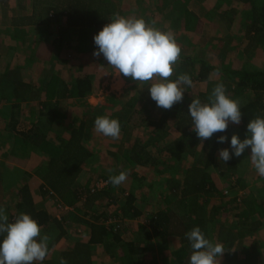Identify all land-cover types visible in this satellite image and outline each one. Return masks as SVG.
Returning <instances> with one entry per match:
<instances>
[{
	"label": "trees",
	"instance_id": "trees-1",
	"mask_svg": "<svg viewBox=\"0 0 264 264\" xmlns=\"http://www.w3.org/2000/svg\"><path fill=\"white\" fill-rule=\"evenodd\" d=\"M26 1L15 0L16 15L10 20L12 34L7 36L11 38V44L7 46L10 54L6 58L0 55V146H9L3 160L0 159V207L5 209L9 222H14L20 213L29 214L40 225L41 236L52 239L51 247L65 236V219L61 222L53 219L45 202L35 204L32 199L28 181L36 177L41 182L39 189L43 197L52 194L63 205L74 207L76 213L82 211L76 206L79 203L92 207L96 200L110 198V204L117 206L111 214L113 221L110 224L107 220L111 217L99 213L98 206L92 211V221L77 216L73 219L88 230V244L101 246L117 264H159L148 260L147 252L154 251L157 241L164 249L162 244L170 237L178 239L180 246L165 255L161 264H188L191 249L185 233L196 226L200 227L205 238L223 245L226 264L235 262L232 256L237 249H244L242 241L247 235L253 237L250 245L253 250L264 255V204L252 196H239L247 188V182L236 176L238 167L234 156L226 163L218 159L219 149L228 148L231 154L233 134L246 138L249 120L264 117V0H236L237 7L222 0L227 6H221L216 12L219 23L227 27L237 24L244 29L247 46L238 45L247 49L244 52L253 50L258 53L261 66L256 67L250 61L238 69L225 64L232 51L230 37L208 41L210 45L216 42L215 63L202 56L204 52L190 57L187 48H183L179 60L173 65V75L169 77L175 81L181 74L190 76L192 85H182L185 88L182 102L170 110L159 108L148 90L152 82L137 83L122 76L126 83H133L130 88L133 92L128 94L124 108L115 114L107 113L104 105L93 107L88 104L86 99L93 93L88 75L76 74L71 80H65L55 73H45L38 83H34L24 79L23 70L42 62L43 58L36 49L27 59L13 52L18 46L26 47V41L38 33L43 47L46 45L58 52L64 46L79 59L96 58L92 55L96 50L93 37L119 13V1L29 0L30 13ZM188 1L200 3L203 0H158L159 4L154 8L156 13L145 10L146 24L149 25L156 14L165 12L160 20L162 27L168 23L169 27L178 24L185 33H192L196 25L209 18L210 13L204 12L203 17H199L189 9ZM158 30L167 32L166 28ZM184 40L187 43L186 38ZM209 43L201 38L198 44L204 48ZM234 49L238 50V47ZM219 83H223L230 98L240 102L241 123L235 127L229 122L226 132L214 133L210 139L201 142L191 129L188 105L193 98L207 103ZM200 85L203 88L194 90ZM112 101L110 98L109 102ZM24 105H31L25 114L29 127L19 131ZM98 116L120 122L119 155L128 167L127 173L132 172L127 175L129 183L125 186L107 183L110 176L97 180L106 182L102 189L96 187L97 181L79 186L78 179L92 157L86 145L94 137V121ZM147 127L151 130L143 133L142 138L132 136L135 129ZM171 131L175 132L174 139H168ZM221 135L227 136L225 143H217ZM33 155L43 156L47 162L35 167L32 173L5 161L11 157L27 161ZM137 168L145 170L146 174L138 176L133 173ZM213 169L221 178L232 180L230 192L223 194L216 188ZM259 181L264 182V178L259 177ZM216 197L217 206L208 211L209 202ZM152 199H155L154 209L146 212ZM231 211H238L233 221L223 223L219 218ZM127 222H139L136 223L137 238L128 241L121 236ZM56 231H59L58 235ZM2 240L3 235H0V242ZM120 248H126L125 253L118 254ZM57 254V261L47 263L60 264L63 258L67 264H91L89 256L84 253L67 249ZM252 264H256V260Z\"/></svg>",
	"mask_w": 264,
	"mask_h": 264
},
{
	"label": "rangeland",
	"instance_id": "rangeland-1",
	"mask_svg": "<svg viewBox=\"0 0 264 264\" xmlns=\"http://www.w3.org/2000/svg\"><path fill=\"white\" fill-rule=\"evenodd\" d=\"M7 0H0V55L2 57L6 58L7 54H10L7 50L9 45L11 44V38L7 37L5 35L6 29L10 26V20L16 15V7L13 6V2L15 4V0L13 2ZM120 3L119 6V13L117 15L125 17V18H142L145 20V10L151 9L155 13V7L158 6L159 2L158 0H118ZM230 1V6L237 7L239 3L236 0H227V2ZM232 2V4H231ZM227 6L225 1L222 0H203L200 3L188 1L187 6L189 9L197 14L199 17H203V13L208 12L210 13L209 18H205L204 21L200 22V25H196L197 28H194V31H191L192 33H185L184 28L178 24H175L174 26L169 27V23L164 25H161L160 20L162 17V14H166L163 12L161 15L156 14L154 18H152L151 23L149 26L158 29V28H166L167 32H171L174 36L176 43L181 48H187L188 50V56L194 57L197 56V54L200 52H204L202 56H205V58L209 59L211 62H216V42L210 45L208 41L211 42L213 39L221 38L223 40L227 39V37L231 38V47L232 51L229 53L228 57L226 58L225 64L229 65L232 68H240L243 65L247 64L248 61H250L251 64H253L256 67L261 66V58L258 55V53L251 51H245L243 47L247 41H245V35H244V29L242 27L238 26L237 24L231 25L230 27L225 26L223 23H219L217 21L216 15L218 13V10L221 6ZM154 13V14H155ZM116 15V16H117ZM112 17L111 20L115 19V17ZM148 16V14H147ZM10 30V29H9ZM188 35V36H187ZM41 38L38 33H35L32 35L31 39L32 42L28 46L24 47V45L16 47L15 53L16 56L22 55L23 57L27 59V57L32 53L34 49H36L37 54L43 58L42 62L36 63L35 65H32V67L29 69L27 68V71L23 72V77L25 80H31L34 81V83H38L40 78H42L43 74L48 73H55L56 76L59 78L65 79V80H71L76 74H85L88 75L91 79L92 86H93V94L92 96L88 97L86 100L89 105L91 106H97V105H104L106 106V112L115 114L117 112H120L124 108V103L126 100H128V94H130L131 91L130 88L133 86V83H126V81L122 78V75L118 74L117 70L112 69L111 66L108 65L107 61L103 58L101 55L99 58H90L88 60L79 59L75 56V53L70 50L69 48L62 47L61 50L58 52L48 48L46 45H41L39 42V39ZM184 38H186L187 43L185 42ZM201 38L206 39V42L208 46L206 47H200L199 41L201 42ZM209 39V40H208ZM244 40V41H243ZM243 41V42H241ZM2 42V43H1ZM13 42V41H12ZM190 43V45H189ZM186 44V45H185ZM42 47H41V46ZM8 46V47H7ZM247 46V44H246ZM238 47V50L234 49ZM29 48V49H27ZM41 49V50H40ZM201 50V51H200ZM247 50V49H245ZM53 51V52H52ZM251 54L249 57L248 55ZM52 56V57H51ZM72 74V75H71ZM72 77V78H71ZM203 87L198 86L197 88H194V90H199ZM113 98L112 102H109V99ZM130 98V97H129ZM31 106V105H30ZM29 106V107H30ZM28 106L24 105L21 108L22 115L19 118V124H18V130L22 131L23 129L29 127L28 123L25 121V114L30 111ZM158 109V108H157ZM39 111V108L36 107V111ZM37 111V112H38ZM231 123V122H230ZM234 125V124H233ZM237 127V125H234ZM150 128L147 127L146 129L143 128L142 130L135 129L132 132V136L136 137H143V133L150 132ZM95 131V130H94ZM176 137L175 132L171 131L168 133V139H174ZM240 137V135H239ZM241 140L244 138L240 137ZM111 142L110 146H119L121 141L120 137L119 139H112L111 137H106L101 133L94 132V137L90 141V143L87 146V148L90 151H93L96 153L94 160L92 164H86L85 170H83V173L78 179L79 186H84L88 181H90V185L93 184L95 181L105 178L111 175H119L121 172L128 171V167L126 163H123L122 160H111V158H107L105 156V151H117V149H111L108 145L105 146L104 144H108ZM7 148L0 146V159L3 160L4 152L7 150ZM93 152V153H94ZM119 153V151H118ZM250 149H246L245 152L240 157H235L234 159L236 161L238 172L236 176L241 177L242 180H246L247 182V188L244 189L241 196L242 198L245 196H252L256 198L257 202H260L264 204V182L259 181V175L257 174L254 166L251 163L250 159ZM34 156L31 157L27 161H19L15 160L14 158H6V162L12 165L18 164V165H24L20 168H23L27 172L32 173L34 168L37 167L41 161H38V159L34 160ZM35 161V163H34ZM39 162L37 164V162ZM21 162L22 164H20ZM25 172V171H24ZM212 177L214 179L216 188L224 194V192L228 191L230 192V187H233L231 185L232 180L225 178H221L217 171L214 169L211 171ZM132 172L130 171L129 174ZM133 173H136L138 176H144L146 174L145 170H141L137 168L134 170ZM128 174V173H127ZM128 174V175H129ZM32 179V178H31ZM101 181V180H100ZM100 181H97V183H100ZM129 183V180H126L122 182V185L125 186ZM238 187V185H236ZM120 188V187H119ZM119 191V189H118ZM31 194L32 199L35 204H39L40 202H45L46 209L48 213L53 217H58L59 219H65L63 221V230L65 233H68L69 236L66 239H62L61 243L59 244L57 252L67 250L69 249L70 245L73 242H83V240L87 239L88 230L85 228V226L82 223H77L75 219H73L74 216H77L81 220L87 219L89 221H92V211L95 207H99V213L104 212L106 216H110L114 213V210L117 208V206H114L110 204V198L109 197H103L100 200H96L92 207L89 205L84 207L83 203H79L76 206L80 207L82 209L81 212L76 213L74 210V207H68L70 210H63L58 207V205L64 206L61 202L56 201L52 196L49 195L47 197H43L40 193L39 185L31 187ZM30 192V193H31ZM110 197H116V196H110ZM232 197V196H231ZM248 198V197H247ZM157 200V199H156ZM139 204V203H137ZM155 199H152L149 201V204H147V208L145 211H152L154 208ZM217 206V197L212 199L208 206L207 210H211L212 206ZM149 206V207H148ZM152 209V210H151ZM232 210V208H230ZM88 210V211H87ZM87 212L88 215H84V213ZM238 211H231V213H225V215H222L219 219L222 220V222L227 223L233 221L234 214H236ZM99 213H96L95 215L98 216ZM229 214V215H227ZM94 215V216H95ZM95 216V217H96ZM112 217L107 220V223L112 222ZM102 222V221H101ZM139 222H127L124 227L123 234L121 235L123 237V240H129L133 238H137V224ZM141 225L142 222H140ZM110 224V223H109ZM112 224V223H111ZM146 224V223H145ZM145 227L148 228V225L146 224ZM262 228L264 229V222L262 225ZM117 231H119L117 229ZM57 235L59 231H56ZM264 234V231H263ZM49 240H51L49 238ZM247 242H251L253 240V237L247 235L245 239ZM158 245H155L153 252H147V259L148 260H155L157 263L161 262L162 258H165V255L168 256L170 252L176 250L180 246V242L178 239L173 238H167L166 243L162 244V249L160 246V242L157 241ZM126 248H120L118 250V254L125 253ZM95 250V263L96 264H117V261L110 259L108 257H105L102 255L99 251ZM55 252V251H54ZM50 253H53L50 251ZM54 254V253H53ZM74 256V255H73ZM71 260H73L72 257H70Z\"/></svg>",
	"mask_w": 264,
	"mask_h": 264
},
{
	"label": "clouds",
	"instance_id": "clouds-1",
	"mask_svg": "<svg viewBox=\"0 0 264 264\" xmlns=\"http://www.w3.org/2000/svg\"><path fill=\"white\" fill-rule=\"evenodd\" d=\"M96 50L94 57L101 55L108 65L118 74L137 83H148L150 97L157 107L170 110L184 98V86H191L189 75L181 74L175 81L173 65L180 58L181 48L171 32L155 29L142 18H125L117 15L105 24L93 37ZM188 114L192 120L191 129L203 142L214 133H223L229 122L239 125L242 119L241 105L238 100L226 94L223 83L217 84L208 97L207 103L193 98L188 105ZM94 128L112 139H119L121 126L118 119L98 116ZM227 136L218 137L217 143H225ZM231 154L228 148L219 149L218 159L226 163L232 156L240 157L250 148V159L257 174L264 178V117L256 116L247 124L246 138L240 139L233 134L230 140ZM127 173L110 176L107 183L119 186L126 181ZM0 264H33L43 261L48 255L47 235L41 236V227L29 214L20 213L14 222H9L5 209L0 207ZM190 242L191 255L188 264H219L217 257L224 254L221 243H213L205 238L199 226L185 233ZM60 264H67L61 258Z\"/></svg>",
	"mask_w": 264,
	"mask_h": 264
},
{
	"label": "crops",
	"instance_id": "crops-1",
	"mask_svg": "<svg viewBox=\"0 0 264 264\" xmlns=\"http://www.w3.org/2000/svg\"><path fill=\"white\" fill-rule=\"evenodd\" d=\"M9 1L13 2V0H9ZM26 4H27V12L30 13V11H29L30 1L27 0L26 1ZM13 6L15 7L14 2H13ZM8 34H10V35L12 34V28H11V26H9V28L6 29L5 35L8 36ZM0 36H1V34H0ZM31 42H32V39L30 37V40L29 41H26L25 44L26 45H29V44H31ZM23 71H27V68L25 70H23ZM22 75H23V73H22ZM89 143H90V141L87 142V145ZM104 145L105 146L108 145L111 149H117V151H109V150H106L104 153H105V156L107 158H109V159L111 158V160H117V161L118 160H121V157H120V155L118 153L120 146H110L111 145V142L108 143V144L105 143ZM93 152H94V150L91 151L92 157L89 159L88 164H92V162L94 160V157H95L96 153L95 152L93 153ZM33 156L35 158L34 160L38 159V161H41V163H39V162L36 161L37 164L39 163L37 166H44L46 164L47 159L45 157H43V156H37V155H33ZM33 156H31V157H33ZM19 163L22 164L21 162H19ZM34 163H35V161H34ZM15 166L22 167L24 165L22 164L20 166L18 164H15ZM40 184H41V182H40V180L38 178L33 177L32 179H30L28 181V186H29L30 192H31V187L36 186V185H40ZM31 194H33V193L31 192ZM52 218L53 219H57L60 222L63 220V219L62 220L59 219L58 217H52ZM68 236H69V234L68 233H65V236L63 238L59 239L58 242L56 244H54L52 247H51L52 239L51 240H48V249H49V251H48V255H47L46 259L43 260V261H35V262H33V264H48V263H53V261H57V260H55V258L56 259L58 258V254H57L58 252L56 253V251L57 250H60V249H58L59 244L61 243L62 239H66ZM88 237H89V235L87 234V239L86 240H83V242H80V243L79 242H73L70 245L69 250H71L74 253H76V252L77 253H82V254L84 253L85 255L89 256L90 261H91V264H96L95 261H94L95 260V255H94V253H95L94 251L95 250L99 251L102 255H104L105 257H108L109 258V256H107L104 253V251L101 248V246H99V245H89L88 244V240H89ZM250 245H251V242L248 243L247 240H243L242 241V247L244 249L243 250L237 249L236 254H234L232 256V259L235 262L234 263L232 262V263H229V264H252V263H255V260H256V264H264V255L258 254L256 251L253 250V248ZM50 251L53 252L54 254L53 253H50ZM225 257H226V254H223L220 258L217 257V260H219V264H226V263H224ZM163 261H164V259L162 260V262ZM162 262H159V264H161Z\"/></svg>",
	"mask_w": 264,
	"mask_h": 264
},
{
	"label": "built area",
	"instance_id": "built-area-1",
	"mask_svg": "<svg viewBox=\"0 0 264 264\" xmlns=\"http://www.w3.org/2000/svg\"><path fill=\"white\" fill-rule=\"evenodd\" d=\"M96 187L97 188H100V189H102V188H104V187H106V182H104V181H100V183H97L96 184ZM50 195H52V194H50ZM53 196V195H52ZM53 198H55V197H53ZM56 200V199H55ZM57 201V200H56ZM58 207L60 208V209H63V210H65V211H67V210H70V208H68L67 206H61V205H58Z\"/></svg>",
	"mask_w": 264,
	"mask_h": 264
}]
</instances>
